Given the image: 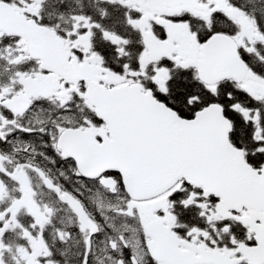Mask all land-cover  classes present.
Segmentation results:
<instances>
[{
    "label": "snow or ice",
    "instance_id": "6c2138e0",
    "mask_svg": "<svg viewBox=\"0 0 264 264\" xmlns=\"http://www.w3.org/2000/svg\"><path fill=\"white\" fill-rule=\"evenodd\" d=\"M74 3L0 0V264H264V0Z\"/></svg>",
    "mask_w": 264,
    "mask_h": 264
},
{
    "label": "flooded vegetation",
    "instance_id": "af4514ba",
    "mask_svg": "<svg viewBox=\"0 0 264 264\" xmlns=\"http://www.w3.org/2000/svg\"><path fill=\"white\" fill-rule=\"evenodd\" d=\"M85 3H87V0H84ZM72 3H73V7H77L74 3V0H72ZM47 10V6L45 5V11ZM91 10V9H89ZM109 11L111 13V15L109 16L108 19H106L104 21V23L109 27V28H112L113 25H112V21L114 19H119L121 21V23H118L115 25V30L118 32V33H121L123 35H131L133 40L136 39V36L135 34L131 33V30L130 29H126L124 24L122 23L124 17H123V9L122 8H119L118 5H112L109 7ZM55 19V18H54ZM63 26V25H61ZM94 42H99V33H97L96 37L94 38ZM33 43H39V41H36V40H33ZM50 51H52L53 53L56 51L55 49H50ZM65 173L66 175L68 176V179L66 181L67 185L70 187V188H73V189H76V190H79V192H81L83 194L84 197H88L89 196V192L87 190V186L85 184H83L82 182H78L77 181V178L76 177H73L71 175V173L68 171L67 169V166L65 165ZM41 199L43 201H50L51 200V197L47 194V193H43L41 194ZM60 217L63 218L64 222L67 223L68 222V217L70 215V213L68 212H61L58 214ZM76 249H73V252H75ZM8 257H9V264H12V261L10 259L11 257V253H8L7 254ZM78 258L76 256H71L70 257V264L72 261H76Z\"/></svg>",
    "mask_w": 264,
    "mask_h": 264
},
{
    "label": "trees",
    "instance_id": "16d2710c",
    "mask_svg": "<svg viewBox=\"0 0 264 264\" xmlns=\"http://www.w3.org/2000/svg\"><path fill=\"white\" fill-rule=\"evenodd\" d=\"M259 4H260V0H257V6H259ZM246 6L252 7V5H246Z\"/></svg>",
    "mask_w": 264,
    "mask_h": 264
}]
</instances>
